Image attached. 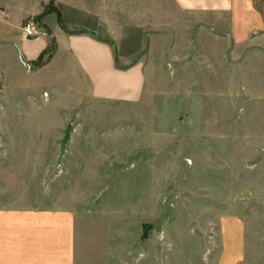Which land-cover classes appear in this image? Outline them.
Returning a JSON list of instances; mask_svg holds the SVG:
<instances>
[{"label": "rangeland", "instance_id": "374dc122", "mask_svg": "<svg viewBox=\"0 0 264 264\" xmlns=\"http://www.w3.org/2000/svg\"><path fill=\"white\" fill-rule=\"evenodd\" d=\"M77 1L84 12L47 6L69 32L107 40L101 0ZM28 22L48 36L36 18L20 33ZM13 42L0 49L1 210H69L79 261L95 264H206L220 219L235 217L240 264H264V42L126 28L116 66L144 64L137 102L95 99L52 41L43 53L40 40Z\"/></svg>", "mask_w": 264, "mask_h": 264}, {"label": "crops", "instance_id": "0c3cea01", "mask_svg": "<svg viewBox=\"0 0 264 264\" xmlns=\"http://www.w3.org/2000/svg\"><path fill=\"white\" fill-rule=\"evenodd\" d=\"M49 1L0 0V49L12 48L16 33L28 39L19 27L24 20L36 18L48 33L46 37L39 29L42 34L33 38L42 41V53L52 41L57 54L68 56L86 78L92 96L103 101L137 102L146 85L148 74L142 61L125 68L116 66V52L126 28L181 34L193 26L209 28L215 37L235 49L264 42V0H101L94 15L107 40H99L89 32H69L72 25L59 24L53 13L38 19ZM70 2L68 6L73 10L83 11L77 0ZM114 13L118 14L117 21L112 17ZM162 34L158 37H169ZM154 37L150 53L154 52L153 46L162 44ZM219 223V243L213 259L206 264H240V220L221 218ZM78 254L69 210L0 209V264H95L80 262Z\"/></svg>", "mask_w": 264, "mask_h": 264}, {"label": "built area", "instance_id": "2783aa9c", "mask_svg": "<svg viewBox=\"0 0 264 264\" xmlns=\"http://www.w3.org/2000/svg\"><path fill=\"white\" fill-rule=\"evenodd\" d=\"M22 31L24 36L28 39L36 38L34 24L32 22H28L22 26Z\"/></svg>", "mask_w": 264, "mask_h": 264}, {"label": "trees", "instance_id": "16d2710c", "mask_svg": "<svg viewBox=\"0 0 264 264\" xmlns=\"http://www.w3.org/2000/svg\"><path fill=\"white\" fill-rule=\"evenodd\" d=\"M51 12H54L57 14V16L59 17V13L55 10H52L50 7H45L44 11L42 12L41 15H39L37 18L40 19L41 17H43L44 15L48 14V13H51ZM41 57V54L38 56V58Z\"/></svg>", "mask_w": 264, "mask_h": 264}]
</instances>
